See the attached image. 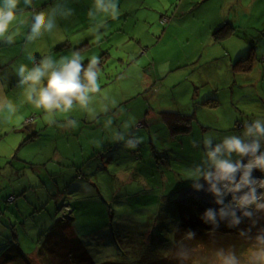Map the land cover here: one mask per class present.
Segmentation results:
<instances>
[{"label": "rangeland", "instance_id": "374dc122", "mask_svg": "<svg viewBox=\"0 0 264 264\" xmlns=\"http://www.w3.org/2000/svg\"><path fill=\"white\" fill-rule=\"evenodd\" d=\"M54 2L36 0V10ZM92 2L68 0L73 15L58 19L54 35L30 46L38 58L77 50L83 63L100 57L101 98L108 101L97 104L96 119L69 114L76 128L61 127L63 115L49 124L23 102L14 72L27 63L23 35L12 45L0 42V86L18 106L17 117L0 119V256L15 223L19 246L34 255L41 234L61 217L65 197L75 235L97 264L169 256L184 209L176 203L178 191L188 188L181 201L213 204L211 193L182 180L202 155L191 142L209 132L237 134L243 123L264 119V0H119L118 17H99L104 27L98 32L87 15ZM219 24L231 25L235 34L215 42ZM163 112L191 116L190 132L173 135ZM130 116V131L140 138L135 149L112 139V130Z\"/></svg>", "mask_w": 264, "mask_h": 264}, {"label": "clouds", "instance_id": "9594fccd", "mask_svg": "<svg viewBox=\"0 0 264 264\" xmlns=\"http://www.w3.org/2000/svg\"><path fill=\"white\" fill-rule=\"evenodd\" d=\"M119 0H93L88 10V17L95 21L98 32L104 23L98 18L115 20L120 12ZM26 9L31 15H25ZM74 13L68 0H55L47 10H36V0H0V42L12 45L16 38L23 35V50L27 63L14 67L17 77L16 87L20 89L23 102L33 109L42 111L49 124H56L57 115L65 116L61 127L76 128L78 121L67 118L69 114L79 111L92 119L99 115L97 104L108 101L101 98L100 63L97 55H91L87 64L82 62L80 51L70 55L54 58L50 54L36 57L30 46L46 35H54L58 29V19H68ZM26 29L21 33L20 29ZM112 100L111 104L115 105ZM101 110L109 112V103L103 102ZM18 115V106L0 86V119L9 121ZM135 117L130 116L120 130H112L114 142H123V147L135 149L140 138L130 129ZM108 129L113 121H105ZM192 147L202 149L198 162L185 169L182 178L190 182L196 191L211 193L213 203L219 208H207L199 216L205 224H211V232H216L220 221H227L226 227L238 229L239 234L251 241L250 248L244 256H238L232 248L218 247L210 256L199 257L196 250L187 241L196 238L192 230L183 232L171 251L178 264H264V119H255L242 124L237 134L218 136L214 132L194 139ZM259 171L261 176L254 175ZM247 220L249 227L239 226ZM256 228L253 234L252 229ZM176 232H180L174 226Z\"/></svg>", "mask_w": 264, "mask_h": 264}, {"label": "trees", "instance_id": "16d2710c", "mask_svg": "<svg viewBox=\"0 0 264 264\" xmlns=\"http://www.w3.org/2000/svg\"><path fill=\"white\" fill-rule=\"evenodd\" d=\"M164 20L162 19V23ZM235 29L225 24L220 29L215 31L212 35L215 42H221L235 33ZM253 61L252 57H249L248 64ZM241 61L238 60V63ZM87 64V63H85ZM235 67V71L241 70L243 65ZM248 68L247 70H249ZM163 121L169 127L173 135L186 134L191 130V116L181 115L173 112L161 113ZM260 174V172H259ZM261 175V174H260ZM67 189V187L65 188ZM187 188L178 191L176 203L183 205L184 209L181 212V218L177 223L180 232L174 230V243L183 236V232L186 230H192L196 233V238L187 241V243L196 250V255L199 257L210 256L212 251L218 247L229 248L232 247L238 256L246 255L250 248L251 241L245 239L239 234L238 229L226 227L227 221H220V227L216 232H211L212 225L205 224L199 219V216L207 209L200 202L195 200L181 201L179 199L180 194ZM61 194V192H60ZM63 194L67 196V193L63 191ZM63 196V195H62ZM61 209L59 211L61 217L54 218L51 227L41 234L38 241L37 251L34 255L26 254L19 246L20 238L16 233L18 226L15 223L12 226L13 239L5 245L3 253L0 256V264H36V260L39 264H97L90 255L84 242L75 235L73 230V210L71 203L68 202L65 197ZM259 226H264V220H261ZM249 227L247 220L242 223L239 228L244 229ZM256 228L252 229L253 234ZM101 264H127L118 261H107ZM141 264H178L173 252L167 257L158 258L155 261H150ZM191 264V262H189Z\"/></svg>", "mask_w": 264, "mask_h": 264}, {"label": "built area", "instance_id": "2783aa9c", "mask_svg": "<svg viewBox=\"0 0 264 264\" xmlns=\"http://www.w3.org/2000/svg\"><path fill=\"white\" fill-rule=\"evenodd\" d=\"M163 22L166 23V20H164ZM254 172H255V171H254ZM256 176H257V177L261 176V175L259 174L258 171L256 172ZM202 192L205 193L204 191H202ZM181 194H183V192H182ZM181 194H180V195H181ZM179 198H181V196H179ZM211 198L213 199V200H212V202H213V201H214V197L212 196ZM206 206H207L208 208H209V206H212L214 209H217V210H218V208H219V206H218V205H215L214 203L211 204V205H209V206H208V205H206Z\"/></svg>", "mask_w": 264, "mask_h": 264}, {"label": "crops", "instance_id": "0c3cea01", "mask_svg": "<svg viewBox=\"0 0 264 264\" xmlns=\"http://www.w3.org/2000/svg\"><path fill=\"white\" fill-rule=\"evenodd\" d=\"M50 1H52V0H50ZM221 26V24H219V25H217V27L216 28H218V27H220ZM222 27V26H221Z\"/></svg>", "mask_w": 264, "mask_h": 264}, {"label": "bare ground", "instance_id": "6f19581e", "mask_svg": "<svg viewBox=\"0 0 264 264\" xmlns=\"http://www.w3.org/2000/svg\"><path fill=\"white\" fill-rule=\"evenodd\" d=\"M188 189V188H187ZM186 190V189H185Z\"/></svg>", "mask_w": 264, "mask_h": 264}]
</instances>
